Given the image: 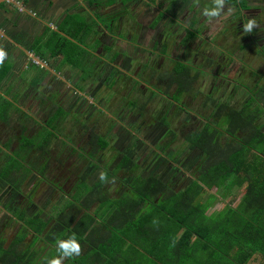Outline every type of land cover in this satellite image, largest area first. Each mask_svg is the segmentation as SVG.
<instances>
[{
	"label": "flooded vegetation",
	"instance_id": "obj_1",
	"mask_svg": "<svg viewBox=\"0 0 264 264\" xmlns=\"http://www.w3.org/2000/svg\"><path fill=\"white\" fill-rule=\"evenodd\" d=\"M249 1L235 0L232 7L238 8L239 4L243 7V3ZM250 3L258 10L264 8V0H251ZM198 8L193 0H8L1 3L0 46L7 52V57L0 66V109L4 108L5 99L8 108L14 110L9 116L7 114L6 120L5 112L0 111V151L8 152L4 143L9 137H13L11 148L18 146L22 125H27V131L30 124L34 126L30 133L35 137L40 131L35 128L36 120L39 121L40 129L42 125L48 127L49 123L62 125L67 114L60 105L62 101L77 108L82 118L78 117L75 121L81 123V126L84 114H92L98 121L102 115L98 113L103 110L107 113L105 118H109L107 115L113 118L109 121L127 127L134 104V100L128 96L133 89H151L144 90L147 95L146 101L139 105L141 110L146 107V102L149 103L152 95L163 96L167 101L165 109L177 108L179 105V111L190 113L194 119L197 117L202 122L201 126H187L191 130L200 129L205 123L218 126L215 116L221 115L218 110L213 118L210 117L212 112L208 117H203L189 109L181 100V94L191 89L194 91L189 93L198 97L208 86L205 94H202L204 106L209 104L213 107L217 101L212 99L223 101L227 94H239L240 89H250L254 102H260L259 93L264 94V86L261 80H257L255 73L260 72L249 66L245 58L253 53L246 52L251 47L259 50L258 40L227 42V39L207 37L212 31L208 24L210 20L204 19L205 16L195 17ZM93 21L95 25L91 24ZM216 25L215 31L219 35V27L223 24L217 21ZM124 26L129 33L122 34ZM193 31L202 37L197 40L191 38ZM140 50H145L146 55L141 58L139 65L133 64V60L141 55ZM67 53L70 58H77L81 63L80 73H58L51 67V58L63 57ZM27 56L30 58L29 63ZM27 69L35 77L23 80L18 75ZM136 70L143 73H133ZM4 73L17 75L5 80L8 74ZM35 73L43 75L38 78ZM250 73L253 75L250 76ZM137 74L143 77L140 79L143 84L136 83L141 77ZM242 77L246 83L241 85L239 79ZM251 77L256 78L251 86L256 83L258 87L254 91L248 84ZM26 81L24 89H20ZM118 88L126 89V104L120 103L119 113L114 115L110 111L114 109L110 107L117 104L114 99ZM171 88L174 90L169 93ZM91 94L96 95L97 99L91 100ZM39 107L48 108L51 113L45 119L48 124L31 113V110ZM59 108L63 113L55 116ZM122 115L128 116V120L119 121ZM160 120L166 122V125L170 123L164 117ZM169 132L175 134L174 130ZM4 133L8 135L1 141ZM177 134L183 138L186 151L191 150L184 141L182 131ZM86 135L88 142L95 141L91 128ZM220 139L227 141L228 137L223 134ZM166 144L169 143H164L162 147ZM35 152L36 149L30 150L29 155ZM78 153L87 157L90 151L85 153L81 149ZM5 190L9 188L3 192Z\"/></svg>",
	"mask_w": 264,
	"mask_h": 264
},
{
	"label": "trees",
	"instance_id": "obj_2",
	"mask_svg": "<svg viewBox=\"0 0 264 264\" xmlns=\"http://www.w3.org/2000/svg\"><path fill=\"white\" fill-rule=\"evenodd\" d=\"M252 100L250 97L244 108L228 112V126L223 130L219 124L209 123L197 130L187 126L181 128L188 147L200 149L205 154L197 175L184 190L168 192L166 184L158 177L135 175L128 189L110 198L105 195L104 182L99 177L91 185L87 184L90 172L98 163L93 152L87 157L80 153L90 165L76 174L71 191L62 193L61 187L48 182L62 193L58 201L50 205L49 213H43L42 208L29 213L25 208H18L16 200L19 195L31 196L36 190V183L26 193L21 190V184L30 174L39 177L40 183L47 181V162H39L37 156L29 159V153L32 149L46 151L44 136L55 133L45 129L35 138L31 133L27 134V125H22L17 148L4 151L7 159L0 167V190L9 188V211L13 219L21 222L19 233L6 244V249L5 240L0 237V264H46V258L58 255L57 238L68 239L72 233L88 247L123 246L128 240L132 246L146 245L162 251L178 249L182 251L180 254H170L174 262H177V256L182 259L185 251L188 253L191 249L195 256L192 257L190 251L188 256L195 261L191 258L188 264H247L256 253L264 257V124H256L261 109L246 111ZM62 113L59 108L55 116ZM223 134L227 135V141L220 139ZM94 138L100 148L107 146L105 138ZM12 140L13 137H9L4 143L6 149ZM125 166L133 170L135 164L131 158H125L122 167ZM102 171L107 172L108 180L113 177L107 169ZM18 173L20 175L16 177ZM129 178L121 177V180L127 182ZM234 187H243L236 206L228 202L218 213L205 214L207 206L199 201L204 188H215L216 193L225 198ZM92 193H95V199H87ZM84 195H87L84 200L78 201ZM153 198L158 199L157 204ZM180 201L182 205L173 215ZM93 202L96 205L91 210ZM146 204L151 210L146 209ZM135 214L139 216L133 219ZM130 228L139 229V232L130 236L126 231ZM182 229L195 234L192 244L176 239ZM148 255L151 261H157L156 255ZM73 259L65 261L76 260Z\"/></svg>",
	"mask_w": 264,
	"mask_h": 264
},
{
	"label": "rangeland",
	"instance_id": "obj_3",
	"mask_svg": "<svg viewBox=\"0 0 264 264\" xmlns=\"http://www.w3.org/2000/svg\"><path fill=\"white\" fill-rule=\"evenodd\" d=\"M243 1H248V0H243ZM243 6H246V5L244 4ZM99 19L102 20L101 16L99 17ZM91 24L95 25L96 23L95 21H93L91 22ZM94 29H95V26H93L92 31H94ZM122 29H123L122 34L129 33L128 28H126L125 26L122 27ZM261 33H264V32L263 31H260V33L258 32V36L260 38H257L259 42L258 44H260L259 45L260 47H257L259 49L258 50L259 52L257 51L255 47H251L250 48L251 50L249 49L246 52H248L247 54H249L253 51V53L246 55L245 58H246V63L249 66H251L256 71L260 72V74L258 72H255L257 73L256 77H257V80H261L260 83L262 86H264V44H263V40L261 37ZM192 34L195 37L197 36L196 31H193ZM246 41L248 40L246 39L245 42ZM89 47L95 48V46H91V45ZM139 48L141 49V47ZM140 53L141 55H139L136 59L133 60V64L139 65L141 63L140 62L141 58L143 59L145 57L144 56L146 55L145 50H142V51L140 50ZM29 62H30V58L29 56H27V63ZM30 71H31L30 69H27L25 73H30ZM133 73H143V72L141 70H136ZM250 74L253 75V73H250ZM137 76L140 77L141 75L137 74ZM142 78H143L142 76L138 78V81L136 83L138 82L142 83L140 80ZM251 78L252 80L248 81L249 87L256 80L255 77H251ZM239 81H241V85L246 83V81L245 82L243 81V77L240 78ZM141 87L145 88L144 85H141ZM251 87L253 91L256 89L253 86ZM207 89H208V86L206 85L205 88L203 89L202 94H205ZM101 90L103 91V88ZM144 90L141 89L138 91L136 89H133L132 94L128 96L129 98H132L135 102L133 104V108L131 111L132 115L129 119L130 123L127 125L129 130L132 132V134L130 135H131V138L133 139L128 138L127 133H124L125 125L123 124H121L120 126L115 125L113 129L110 131V134L106 135L108 127L105 125H107V121L104 122L105 123L104 126H102V124L101 126H98L96 125L97 122H95L96 117L94 115L91 114L87 116V114L86 115L84 114V117H83L84 121L88 119L94 124V127L92 129L93 135L94 136L96 134L105 135L104 138L107 139V146L103 149L100 148L95 142L93 143L88 142L86 133L88 132L89 128L92 125L89 127L87 126V123H86L85 128L82 127V129H84L83 134L82 135L76 134L77 129L73 128V125L79 124V123L76 122L75 119L76 118L78 119V117L80 118L82 117L80 116V114H78L79 111L77 110V108L75 109L74 105L65 104L64 101L60 102L61 107H63L67 111V114L64 116L65 121L62 125L56 126L55 124L49 123L48 127H45L42 125L40 129V126H38L39 121L38 120L34 121L36 124L35 128L37 130H40L39 135L41 133L43 134L45 129L53 130L52 133H56V134H53L52 136H44L45 137L44 142L47 143V145L45 146V149L47 148L46 151L43 152V151H38L36 149V152L32 153L31 155V156H37L39 162H42V161L47 162V168H46V173H45L47 183L45 181L40 183L38 181L40 180L39 177H37L33 173L30 174L27 180L23 184H21L20 186L21 190L23 191V193H26L32 188V186L35 183L38 186L36 190L31 193V196H26V195L22 196V199L17 203L18 208H22V209L25 208L29 213H32L38 210L39 208L43 209L44 211L43 213L50 212V205L54 202H57L59 197H61L60 195H62L63 192L61 193V191H58L53 186L51 187V185H48V182H53L57 186L61 187L64 191H67L69 187L71 186V184L73 183V180L75 179L76 174H79V172L82 171L87 166L88 162L84 158L77 155L79 150H76V149H80V150L82 149L83 152L85 153H88L89 151L90 153L93 152L94 160L97 163H100L102 166L104 165L105 168L108 166L107 169L113 168L116 164L117 169H118L117 176L124 177V178H126L125 176L129 174V172L126 169H122V164L125 159V156L127 155L129 157L131 156L132 157H135V156L142 157L144 151L146 150V151H149V155L151 153L150 157H152L153 155L152 151L155 149V147H156V150L163 151L162 153L164 154V156L170 159H173V160H177L178 161L177 164H179L180 166H183L187 162V160H185V156L187 155V153H184L186 152V148H185L186 145L182 142L183 140L182 137H180L179 134L177 133H179L183 125L193 126L196 124L197 126H201L202 122L197 117L196 119H194L193 115H191L190 113L186 114V113L179 111L181 110L179 109L181 108L179 105L177 106L179 110L176 107L165 109L164 107L167 104V101L163 96H157V95L153 96L152 95L151 98L149 99V103L147 104L146 102V107L143 110H141L139 105L144 100L146 101L145 97L147 94L145 93V91H151V89L149 90L146 89L145 91ZM173 90L174 88H171L169 89L168 92L171 93ZM102 91L100 93L101 95L104 96V92ZM193 91L194 89H191L187 93L181 94L182 95L181 100L185 104H187L189 109L191 108L192 111L200 114L203 117H208L209 114L213 111V109L210 110V108L212 107H210L209 104L208 106L207 105L204 106L203 104L204 96H202V94L198 95V97H195L192 95V93H189ZM125 93H126L125 88H118L116 90V96L114 99L115 101L114 103H117V104L115 107L113 106L110 107L114 109V110H110L114 115H117L119 113L120 103H123L124 105L126 104ZM234 97H235L234 100L244 98L241 94H235ZM261 97L262 99H264V96H261ZM90 99L96 100L97 97L96 95L91 94ZM176 99H178V97H176ZM5 101L6 100L4 99V102H3L4 108L0 109V111L5 112V114H8L9 116V113L12 114V111L14 109L13 108L9 109L8 108L9 106L7 105ZM42 107L31 110V113H34L36 117L41 121L48 118L47 115L49 113L48 108H42ZM103 107L104 106H102V108ZM121 112L124 113V110H121ZM98 114H102L101 119H107L105 118V115L107 113H105L103 110H101ZM107 116L109 117L108 119H113L111 116L109 115ZM162 117L166 118V120H168L170 123H167V125L166 124L163 125V127H160V129H164V131L174 130L175 135L173 137V140H171L170 137L166 135L165 138L161 142H153V138H152V141L148 142V145H146L145 142H141V140H139L137 137L143 136V132L146 130L144 131L142 130L145 129L146 127L144 126L142 128L140 125V122L143 121L142 124L146 125L147 122L150 121V119H154L152 123H155L156 121H159V119ZM128 118H129L128 116L125 117L122 115V118L119 121L124 122L125 120H128ZM131 120L133 121V123H131ZM262 121H264V116L261 118V120H259V123H261ZM45 122H46L45 124H48L47 120H45ZM30 125L28 127L27 134L30 133V131L34 129V126L32 125L30 126ZM152 127L154 126L153 125L147 126V128L149 129H151ZM15 128H16V131H18V127L15 126ZM3 129L7 131L5 127ZM159 132L163 133V131L161 130H159ZM7 133L10 134L8 131ZM7 133L6 134L4 133L2 135L3 137L1 138V141H3V139L6 138V136L8 135ZM39 135L37 134L36 137H39ZM164 143H169V144H166L164 145V147H162ZM13 144L14 143H10V146L7 148L8 152L9 151L11 152L12 150L17 148V147L11 148L13 147ZM177 151L178 152L181 151L180 152L181 154L179 156L176 155L178 153ZM6 152H4V150L0 151V167L5 163L7 159ZM31 156L29 157V159L30 158L32 159ZM122 157L123 159H121ZM19 175L20 173H18L16 177H18ZM98 176L99 174H96V177ZM6 189L8 188L6 187ZM113 194L115 195V193ZM8 197H10L9 190L8 191L5 190V192H3V190L2 191L0 190V237L5 239L6 244L9 243V241H11V239L14 236H16L20 231L19 226L15 225L12 212L9 211V205H7ZM26 239L28 240L29 236H27ZM247 264H264V257L256 253L254 254V256L251 258V260Z\"/></svg>",
	"mask_w": 264,
	"mask_h": 264
},
{
	"label": "crops",
	"instance_id": "obj_4",
	"mask_svg": "<svg viewBox=\"0 0 264 264\" xmlns=\"http://www.w3.org/2000/svg\"><path fill=\"white\" fill-rule=\"evenodd\" d=\"M197 7H199L198 11H195V17H200V16H205L204 15V10L206 8L210 9L211 7H213L212 4V0H193ZM251 1V0H250ZM250 1L245 5L246 7H242V5L239 4L238 8L232 7V3L235 2V0H226L225 3V8H224V13L227 12L228 8L231 7L234 9V11L230 14V15H225L224 13L221 14V16L219 18H211L209 19V17L205 16L204 19H207L209 21L208 24H210V27H212V31L210 35H207V37L209 38H223V39H227V42H234V41H242L245 42V40H258L257 38H260L258 36V32L260 33V31L264 30V8L258 10L254 4H251ZM231 4V6H230ZM244 5V3H243ZM249 19H255L257 22V27H255L253 29V31L251 33H246L243 31V25L249 20ZM218 23L223 24L220 28V32L219 35L216 34L215 28H216V24ZM209 27V26H208ZM195 37L194 35H190L191 38H194L195 40L199 39L202 37V35L198 34ZM204 37V36H203ZM261 37L262 39H264V33H261ZM170 38V36H169ZM248 41V42H249ZM252 54V53H251ZM50 64L51 67L53 66V70H55L58 73H80V66L81 63L78 61L77 58L73 59L70 58L67 55L63 56V57H53L50 59ZM6 76L5 80L12 76V75H17V73H4ZM32 73H19L18 76H21L20 78L23 80L26 79H30V78H34L35 75ZM36 76L42 77L43 73H35ZM250 76H252L250 74ZM26 83L22 84L20 89H24ZM254 88H258L256 83L253 85ZM252 89V88H251ZM258 91H260V89H258ZM251 90L246 89L244 91H242L240 89L239 94H241L244 98L243 99H236L234 100V95H230L227 94V97L225 100L223 101H218L217 99H212L217 101L214 105H212V114L210 115L211 118H213V114L219 110V112L221 113V115L219 116H215V118L218 119L217 124H219L222 128L228 126V112L231 109H242L244 108L245 104H246V100H249L250 97L252 98L251 94H250ZM260 96H264L263 93H259ZM253 99V98H252ZM238 100V101H237ZM237 101V103H236ZM211 102V101H210ZM236 103V105H235ZM254 108H258L262 110L261 116L260 118L256 121V124H260L259 120H261V118L264 116V99H262L260 102H254V100L251 101V105L249 107H246V111H251ZM143 110V109H142ZM211 110V108H210ZM220 118V119H219ZM108 121L107 125H105L104 122ZM152 119H150V121L147 122L146 125H143L141 121L140 125L143 128L144 126L146 127L145 129H143L142 131L146 130L143 132V136L141 137H137L139 140H141V142H145L146 145H148V142L152 141L153 138V142H161L166 135H168L170 137L171 140H173V137L175 134L169 132V130L164 131V129H160V127H163V125L166 124V122L162 121L159 119V121H156L155 123H152ZM96 125L98 126H107V133L106 135L110 134V131L113 129V127L115 125L120 126V123L115 122H111L108 119H99L98 121L95 120ZM264 124V121H262ZM261 122V123H262ZM91 126L90 128L93 129L94 124L90 121V120H85L80 124H74L73 128L77 129L76 134L77 135H82L84 129H82L81 127L86 126ZM92 123V124H91ZM130 122H128L129 124ZM131 123H133V121L131 120ZM145 123V122H144ZM152 123V124H151ZM126 124V125H128ZM149 125H153L154 127H152L151 129L147 128V126ZM184 127H186L185 125H183ZM182 126V127H183ZM181 127V128H182ZM264 127V125H263ZM156 129V130H154ZM159 130L163 131L159 132ZM181 130V129H180ZM148 131V133H147ZM150 131V132H149ZM264 131V128H263ZM40 132V131H39ZM38 132V134H39ZM93 133V130H92ZM127 133L128 138H131L132 132L129 130L128 127L125 126V132ZM147 133V135H146ZM70 134V133H69ZM71 135V134H70ZM171 135V136H170ZM72 136V135H71ZM105 135L102 134H96L95 137H103L104 138ZM125 138V137H123ZM106 139V138H105ZM136 139V138H135ZM183 139V138H182ZM107 140V139H106ZM79 150L80 149H76ZM163 151H158V150H153L152 153V157H150L149 155V151H144L143 156L142 157H131L129 156H125V158H131L132 161L134 162L135 166H133V170H129L126 166L122 167V169H126L129 174L126 175V178H129V180L126 181H122L121 177L117 176L118 172H117V165L115 164V166L113 168H105V166L101 165L100 163H98V166L96 168H94L88 178H87V184L91 185L98 177H96V174H100L102 172V169H107V171H109L111 173V175L113 177H115V182L114 183H104L103 188H105L106 193L105 195L108 197H116L121 195V192L125 191L126 189L129 188V182H131V178L134 177L135 175H140L142 177H147V176H156L158 177L162 182H164L166 184V189L168 190V192H172V191H182L184 190L192 181L193 178H195V176L197 175V168L198 165L200 164V162L203 160V158L205 157V154L200 150V149H191L188 150L184 153H187V155L185 156V160H187V162L183 165L180 166L177 160H173L170 159L166 156H164V154L162 153ZM181 152V151H180ZM178 152L176 155H180L181 153ZM78 156H80V153H77ZM123 156V157H124ZM81 157V156H80ZM123 157L121 159H123ZM120 159V161H121ZM117 160V158H116ZM125 160V159H124ZM124 163V161H123ZM176 163V165H175ZM89 161L87 163V166H89ZM86 166V167H87ZM85 167V168H86ZM84 168V169H85ZM120 172V171H119ZM112 177V178H113ZM112 178H110L109 181L112 180ZM74 183L71 184V186L69 187V189L67 191H71L74 187ZM52 187V186H51ZM102 188V187H101ZM64 191V190H63ZM62 191V192H63ZM66 191H64L63 193H65ZM115 193V195L113 194ZM243 193V187L242 188H238V187H234L232 189V191L226 195L225 198H222L219 194L216 193L215 188L212 189H208V188H204L202 190V193L199 196V201L203 204L206 205L207 208L205 209V214L206 215H212V214H216L218 213L220 210H222L225 207V204H227L228 202H232L233 206H236L238 204V202L241 199ZM82 196V195H81ZM78 198V201H82L84 200V198L87 195H84L82 198ZM90 198L87 199H95L96 195L95 193H92L91 195H89ZM22 199V196L19 195V197L17 198V203ZM155 199L153 202L155 204L158 203V199L157 198H153ZM9 202V200H8ZM8 205V203H7ZM96 205V202H93V204L91 205V210L94 209ZM182 205V201H180L178 203V205L176 206V208L173 210V215L177 214L180 207ZM146 209L147 210H151V207L149 206V204H146ZM190 210V209H189ZM139 215L135 214L133 216V219H136ZM128 218V217H127ZM15 225H18L19 228L21 227V222L19 221H15ZM20 230V229H19ZM139 229H127V233L131 236V235H135ZM15 237V236H14ZM13 237V238H14ZM195 234H193L192 232L186 230V229H182L178 232L177 234V240H179L181 243L190 245L192 244V242L195 239ZM5 240V239H4ZM10 242V241H9ZM125 244L123 246H107V247H99V246H95V247H88L86 245H82V253L77 256L74 257V261L72 260H67L64 261V264H188L191 261V258L195 256V253L191 252L190 247H188V249H190V253L192 255V257L189 258L188 254L190 255L189 251L187 253V251H185L182 259L180 257H176L175 259L177 260V262H174L172 260L173 257L170 256V254H180L182 251L174 250V251H169V250H165L162 251L161 249L158 248H151L148 246H138V245H130L129 241L127 240ZM144 243V242H143ZM146 243V242H145ZM8 244V243H7ZM4 248H7L6 245V241H5V245ZM197 252V250H195ZM148 253H152L154 255H156L157 257V261H151L149 258H151ZM164 260V261H163ZM167 262H166V261ZM182 260V261H181ZM181 261V262H180ZM195 261V259L192 258V262Z\"/></svg>",
	"mask_w": 264,
	"mask_h": 264
},
{
	"label": "clouds",
	"instance_id": "obj_5",
	"mask_svg": "<svg viewBox=\"0 0 264 264\" xmlns=\"http://www.w3.org/2000/svg\"><path fill=\"white\" fill-rule=\"evenodd\" d=\"M226 0H212L213 7L204 10V15L211 18H219L224 13ZM234 11L233 8L229 7L225 15H230ZM255 19H249L243 25V31L251 33L255 27H257ZM7 57V52L2 46H0V66L3 65L4 60ZM99 179L104 183H114L115 177L111 181L108 180V174L106 171H102L99 174ZM56 251L58 255L52 258H46V264H64L66 259H71L79 256L82 253V245L77 239L76 233H72L68 239L57 238L56 240Z\"/></svg>",
	"mask_w": 264,
	"mask_h": 264
},
{
	"label": "water",
	"instance_id": "obj_6",
	"mask_svg": "<svg viewBox=\"0 0 264 264\" xmlns=\"http://www.w3.org/2000/svg\"><path fill=\"white\" fill-rule=\"evenodd\" d=\"M6 1H8V0H0V4H1V3H4V2H6Z\"/></svg>",
	"mask_w": 264,
	"mask_h": 264
},
{
	"label": "built area",
	"instance_id": "obj_7",
	"mask_svg": "<svg viewBox=\"0 0 264 264\" xmlns=\"http://www.w3.org/2000/svg\"><path fill=\"white\" fill-rule=\"evenodd\" d=\"M9 1H14V0H9ZM17 6V5H16ZM33 61H35L34 59H33Z\"/></svg>",
	"mask_w": 264,
	"mask_h": 264
}]
</instances>
